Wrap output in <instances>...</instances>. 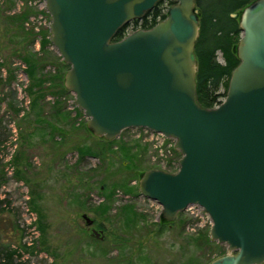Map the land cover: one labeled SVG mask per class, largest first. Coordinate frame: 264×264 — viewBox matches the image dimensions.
Returning a JSON list of instances; mask_svg holds the SVG:
<instances>
[{
  "label": "water",
  "instance_id": "obj_1",
  "mask_svg": "<svg viewBox=\"0 0 264 264\" xmlns=\"http://www.w3.org/2000/svg\"><path fill=\"white\" fill-rule=\"evenodd\" d=\"M160 0H45L51 42L65 63V87L89 118L87 128L113 140L146 128L175 141L176 172L144 171L140 194L162 206L174 222L189 206L212 220L210 238L227 252L208 264L264 263V0L239 17L240 60L227 96L207 108L197 101L200 33L196 0H173L165 19L114 40L124 25ZM91 236L105 231L83 214Z\"/></svg>",
  "mask_w": 264,
  "mask_h": 264
},
{
  "label": "rangeland",
  "instance_id": "obj_2",
  "mask_svg": "<svg viewBox=\"0 0 264 264\" xmlns=\"http://www.w3.org/2000/svg\"><path fill=\"white\" fill-rule=\"evenodd\" d=\"M162 7L168 11L169 1ZM26 9L20 28L12 17ZM50 23L45 0H0V264H208L227 252L211 240L206 211L165 223L162 206L140 194L143 171L179 168L173 139L146 128L126 129L111 143L95 137L72 92L33 107L22 55L41 62V75L64 72L53 43L41 46L39 32H50ZM127 204L135 223L121 214ZM83 214L104 229V240L89 234Z\"/></svg>",
  "mask_w": 264,
  "mask_h": 264
},
{
  "label": "trees",
  "instance_id": "obj_3",
  "mask_svg": "<svg viewBox=\"0 0 264 264\" xmlns=\"http://www.w3.org/2000/svg\"><path fill=\"white\" fill-rule=\"evenodd\" d=\"M166 1H169L170 6L175 4L173 0H160L154 9L149 10L144 17H142V19H136L131 23L122 26L117 31L114 40L117 41L124 38L129 29H150L161 20L165 19L167 11L164 7H162V5ZM253 1L254 0H196L197 6L200 10V33L195 46V52L198 59L196 96L198 103L203 107H215L221 104L227 96L232 72L240 63L237 56V45L242 37L239 17L234 18L231 14L238 12L239 10H243ZM29 11L30 10L26 9L23 13L12 17L16 22H19L18 25L20 28L24 27L23 24L30 14ZM40 32L39 34L43 36L41 46L42 49L45 50L46 47L51 44V35L49 30H43ZM218 52L222 53L224 58L223 63L218 60ZM22 59L28 65L27 72L32 81L30 92L36 94L32 103L33 107L38 106L39 100L45 99V96L48 94H53L55 96H58L61 93L68 95L71 94V91L68 90L64 84L65 73L70 68L69 64L61 61L64 72L62 69L59 73L41 75L39 74V65H41V62L36 60L32 54H23ZM47 82L49 85L46 86ZM221 86L224 87V92H219ZM35 88L36 91H34ZM76 109L83 114L81 109L78 107H76ZM53 110L57 114H61L63 112V107H59L58 103ZM39 117L43 121L48 122L54 128V125L50 121H47L41 115H39ZM63 117L65 118V116ZM105 141L108 143L113 142V140ZM177 153L180 155V159L182 155L179 151H177ZM169 166L174 168V165L170 164ZM122 212L121 214L124 215L128 222L135 223V220L138 219L136 216L137 213L135 210L133 211V207L131 205L127 204L122 207ZM162 221L165 222L163 219ZM225 253L220 254L219 256H222ZM3 264L9 263L6 262Z\"/></svg>",
  "mask_w": 264,
  "mask_h": 264
},
{
  "label": "built area",
  "instance_id": "obj_4",
  "mask_svg": "<svg viewBox=\"0 0 264 264\" xmlns=\"http://www.w3.org/2000/svg\"><path fill=\"white\" fill-rule=\"evenodd\" d=\"M161 135H162V134H161ZM162 136L165 137L164 135H162ZM165 138H167V137H165ZM190 209H191V210H194V211H195V210L199 211V209H202L203 211H205V209H204L203 207H200V206H198V205H192V206H189L188 209H186V211H187V210L189 211ZM191 214L194 215L193 212H191ZM206 214H207V213H206ZM207 215H208V214H207ZM208 217H209V216H208ZM209 218H210V217H209Z\"/></svg>",
  "mask_w": 264,
  "mask_h": 264
},
{
  "label": "flooded vegetation",
  "instance_id": "obj_5",
  "mask_svg": "<svg viewBox=\"0 0 264 264\" xmlns=\"http://www.w3.org/2000/svg\"><path fill=\"white\" fill-rule=\"evenodd\" d=\"M94 226H95L97 229H99V230H104V229H101V228H99L98 226H96L95 223H94Z\"/></svg>",
  "mask_w": 264,
  "mask_h": 264
}]
</instances>
